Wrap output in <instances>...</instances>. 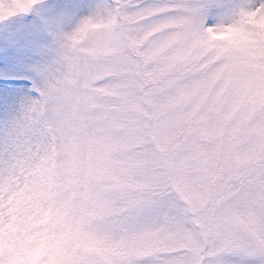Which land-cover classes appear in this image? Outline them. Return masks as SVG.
I'll use <instances>...</instances> for the list:
<instances>
[{
	"label": "snow or ice",
	"instance_id": "obj_1",
	"mask_svg": "<svg viewBox=\"0 0 264 264\" xmlns=\"http://www.w3.org/2000/svg\"><path fill=\"white\" fill-rule=\"evenodd\" d=\"M36 91L0 128V238L47 202L94 222L87 264H264V0H110Z\"/></svg>",
	"mask_w": 264,
	"mask_h": 264
},
{
	"label": "rangeland",
	"instance_id": "obj_2",
	"mask_svg": "<svg viewBox=\"0 0 264 264\" xmlns=\"http://www.w3.org/2000/svg\"><path fill=\"white\" fill-rule=\"evenodd\" d=\"M7 1V0H6ZM254 0H235L250 6ZM110 0H37L28 11L0 19V128L11 125L46 78L60 38Z\"/></svg>",
	"mask_w": 264,
	"mask_h": 264
},
{
	"label": "clouds",
	"instance_id": "obj_3",
	"mask_svg": "<svg viewBox=\"0 0 264 264\" xmlns=\"http://www.w3.org/2000/svg\"><path fill=\"white\" fill-rule=\"evenodd\" d=\"M14 7L15 0H0V8ZM225 24L222 38L216 39L207 31L206 38L214 43L238 39L228 21ZM93 223L79 216L73 218L67 211H54L47 202H42L30 214L14 222L11 229L5 227L0 238V253L6 262L11 259L12 264H87L82 257L88 256L94 242L85 233Z\"/></svg>",
	"mask_w": 264,
	"mask_h": 264
},
{
	"label": "trees",
	"instance_id": "obj_4",
	"mask_svg": "<svg viewBox=\"0 0 264 264\" xmlns=\"http://www.w3.org/2000/svg\"><path fill=\"white\" fill-rule=\"evenodd\" d=\"M7 2V1H6Z\"/></svg>",
	"mask_w": 264,
	"mask_h": 264
}]
</instances>
